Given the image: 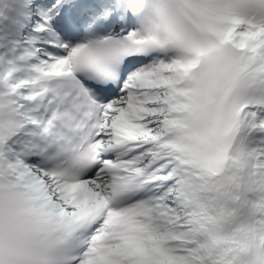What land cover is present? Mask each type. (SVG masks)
Returning a JSON list of instances; mask_svg holds the SVG:
<instances>
[{"label":"snow or ice","instance_id":"obj_1","mask_svg":"<svg viewBox=\"0 0 264 264\" xmlns=\"http://www.w3.org/2000/svg\"><path fill=\"white\" fill-rule=\"evenodd\" d=\"M0 264H264V0H0Z\"/></svg>","mask_w":264,"mask_h":264}]
</instances>
